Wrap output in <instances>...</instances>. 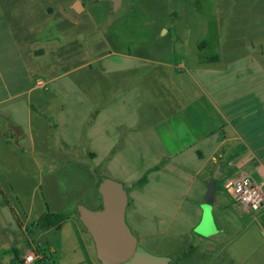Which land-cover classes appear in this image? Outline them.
<instances>
[{"label":"crops","instance_id":"obj_1","mask_svg":"<svg viewBox=\"0 0 264 264\" xmlns=\"http://www.w3.org/2000/svg\"><path fill=\"white\" fill-rule=\"evenodd\" d=\"M26 12V0H0L2 146L39 151L44 160L66 154L88 167L113 170L127 182L126 220L138 241L172 240L179 256L184 245V256L196 250L194 237L212 241L197 230L214 180L217 231H227L223 217L233 211L253 215L245 229L264 232V207L247 211L224 187L229 179L249 178L264 190L263 43L149 45L120 41L117 28L111 30L115 38L110 33L104 42V26L96 63L57 70V39L31 38ZM175 30L161 27L158 38H173ZM102 42L110 50L100 51ZM8 189L0 184V264H15L13 255L23 264L28 252L41 247L32 241L19 258L23 242H14L18 214ZM76 227L83 234L81 223ZM50 249L46 254L55 258L56 249ZM92 262L101 264L97 256Z\"/></svg>","mask_w":264,"mask_h":264},{"label":"rangeland","instance_id":"obj_2","mask_svg":"<svg viewBox=\"0 0 264 264\" xmlns=\"http://www.w3.org/2000/svg\"><path fill=\"white\" fill-rule=\"evenodd\" d=\"M76 1L84 7L79 12L73 7ZM26 11L31 38L57 39L54 43V54L59 59L57 70L90 61L96 63L99 28L103 30L104 26L107 27L103 32L104 42L109 41L110 33L115 38L111 30L117 28L122 32L120 41L149 45L161 44L160 41L177 42L176 45L189 42L191 47L206 40L214 46L218 42L229 45L241 42L244 48V44L253 39L264 45V0H124L118 13L113 12L114 5L107 0H26ZM164 26L176 28L173 38H158V30ZM104 42L100 51L110 50ZM34 50L42 49L34 47ZM38 145L37 149L43 150V143L38 142ZM25 154L11 145L0 144V184L9 187L6 194L18 214H14L17 224L14 242H23L22 247H17L19 258L24 257L33 241L41 247L38 248L41 255L50 252V246L56 249L54 264H94L92 260L97 256L94 242L83 226V234L76 227L80 223L78 207L83 205L91 210L102 207L97 184L103 178L118 181L125 189L127 182L104 166L98 167L100 174L97 167H88L81 158L57 154V157L47 155L44 160L39 151L27 150ZM49 211L65 217L60 229L49 228L42 222ZM252 217H240L233 211L226 213L224 234L212 227L205 217L197 232L203 235L207 232L212 241L192 238L190 242L196 245V250L187 256L184 253L189 248L185 245L179 251L181 256L173 252L176 242L172 240L158 238L150 244L138 242L156 256L166 257V252H171V264H264V232L258 234L252 228L245 229ZM13 256L15 264H20L18 255Z\"/></svg>","mask_w":264,"mask_h":264},{"label":"water","instance_id":"obj_3","mask_svg":"<svg viewBox=\"0 0 264 264\" xmlns=\"http://www.w3.org/2000/svg\"><path fill=\"white\" fill-rule=\"evenodd\" d=\"M119 9L123 0H107ZM75 11L83 9L80 1L74 3ZM216 181L208 184L205 217L212 227L215 224L211 214V205L215 200ZM98 192L102 198V207L91 210L83 205L78 207L79 220L90 234L101 264H170L171 259L149 253L139 245L138 239L126 220L129 202L124 185L110 178L103 179ZM230 194L235 197L233 191ZM207 236V232L204 234ZM211 238V237H210Z\"/></svg>","mask_w":264,"mask_h":264},{"label":"built area","instance_id":"obj_4","mask_svg":"<svg viewBox=\"0 0 264 264\" xmlns=\"http://www.w3.org/2000/svg\"><path fill=\"white\" fill-rule=\"evenodd\" d=\"M225 190L233 191L236 200L241 203L247 211L258 212L264 207V190L262 186L253 182L249 178L239 181L229 179L225 182ZM42 258L38 249L28 252L23 260V264H35Z\"/></svg>","mask_w":264,"mask_h":264},{"label":"trees","instance_id":"obj_5","mask_svg":"<svg viewBox=\"0 0 264 264\" xmlns=\"http://www.w3.org/2000/svg\"><path fill=\"white\" fill-rule=\"evenodd\" d=\"M145 182V179L140 181L139 184H143ZM100 184V183H99ZM98 184V186H99ZM78 215L79 212L77 211ZM65 217L61 214H56L52 212H48L42 219V222L45 223V225L49 228L56 227L57 229L61 228L62 223L64 222ZM81 223V221H80ZM83 226V224L81 223ZM84 227V226H83ZM85 228V227H84ZM86 230V228H85ZM87 231V230H86ZM88 232V231H87ZM55 258L51 255H43L41 259H39L35 264H54Z\"/></svg>","mask_w":264,"mask_h":264}]
</instances>
